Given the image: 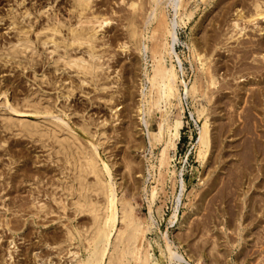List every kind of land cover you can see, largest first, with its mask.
Returning a JSON list of instances; mask_svg holds the SVG:
<instances>
[{
	"label": "rangeland",
	"instance_id": "obj_1",
	"mask_svg": "<svg viewBox=\"0 0 264 264\" xmlns=\"http://www.w3.org/2000/svg\"><path fill=\"white\" fill-rule=\"evenodd\" d=\"M96 1L97 2L93 3V10H95L96 12L98 11L104 13L106 16H110V22L104 28H102L100 33H98V36L100 38L96 40V42L100 44L98 50L101 51V49H105L102 50V58H100V60L102 61L103 58L106 59L108 57L109 59L105 61L107 62V64L109 63L111 65L110 67L103 66L106 71H104L103 69L102 74L104 76L103 72H111L110 74H105V76H109L107 79L108 81H106V79L105 81L109 82V80L111 81V79H115L116 81L114 82L112 80L113 82L111 81V83L107 84L106 88L104 89H95L94 87L95 90H93V87L90 84L85 83L81 85L78 81L80 75L71 72V68L69 70H55L52 60H54L55 55L57 56V52H52L49 54L50 49L44 50L43 45L41 46V44L38 42H36V53L34 54L35 60H33L35 63L32 62V66H30L28 63H21V65L15 63V60L16 62L18 61V57L16 59L14 58L15 60L11 59L10 57H7V59L3 54L4 51H2V49L5 50L6 45L9 44V42H13V40H15L18 30H21V28L28 25L26 21H28L30 18L29 23L31 27L30 29L27 28V30H30L28 34L31 36V38L34 37L35 31L39 28L40 24L45 21V15L43 14V16L39 12V9H42L41 5H45L47 2L46 9L49 8L48 4L54 5L53 7L58 9L60 16L63 17V19L68 18L71 22H73L74 17H70L72 16L71 13L67 12V5L69 4V0H24L21 4L22 6L17 5L13 0H0V100H2L6 94V99L9 104L11 103L13 104V106H15L16 104V108H18L19 110V112L13 113L14 116L33 119L37 118V116H34L29 111L30 107L24 105V102L21 98L22 96L24 97L27 94H31V97H37V100H39L38 98H42L43 100H49L51 103L53 102L51 105H55L57 108H63L66 113L68 112L67 109H70L67 115L69 118V123L73 127H76V124H78L81 120H88V123H90L89 127L93 131V133L95 131L100 132L103 130L105 136L101 149H105L104 153L107 161H109L110 163L109 165L114 176L113 180L116 182L117 192L123 193L124 198L131 199L136 215L139 218L145 220L149 217L148 190L151 185H154L156 183L155 178L158 174L157 156L159 155V151L162 147L161 142H156V144L150 146L148 142V133L157 131L158 123L161 121L162 108L159 110L157 109L150 111L147 114L144 112L143 106H141V108L138 106V103H140L139 105H141L144 102L141 94V85L144 89L146 85V79H144L145 77L143 75V68L144 66H147L149 68V56L146 57L145 61L140 52L135 51L136 49H134L133 45H129L131 48L133 47L132 49L128 48L123 50V48L120 47V49L118 47L119 44H121V41H124L126 36V26L124 27V25L126 24L123 23L125 22V19L123 18L122 22L121 16L123 15V17H125L127 14H129L130 9L124 3L127 0H124L123 5L122 3L118 4L116 0H112V3L110 2V0H102V2L101 0ZM215 1L216 0H189L186 4V10H193V13L190 16L189 20L185 19V24L183 23L176 27L177 41L174 44L176 55H174L172 58V61L178 71L179 79L184 80V82L189 87L194 80L198 81L199 78H197V76L200 77V70L198 68L200 67V62L192 53L193 40L196 47L197 45L199 47L202 46L203 48H208L207 50L217 47L218 49H214L215 51L212 50L214 51L213 54L212 52L210 53L209 50V53L212 55L211 57H213L214 59L213 61H215V63L218 65V62L220 60H222L223 63L225 60V62L227 61L228 65L231 67L234 64V61L232 62V59L235 60V55H237L239 59V54H241L242 56L247 55V57L250 56L248 54L251 53H248L246 51L248 54H244L243 51H245L246 48L250 49L251 42L255 39L256 42L260 43L257 47H255L256 51H254V53L251 55L252 57L254 55V57L257 59H255L254 57H249L248 59H246L247 57H245V60L244 58L240 59V65L238 63L239 59H237V64H234V66L236 65V67L232 66V68L227 69V71L225 70V67L223 69L221 68V70H219V73H223L222 77L226 76V80L230 79L231 75L233 77V75H236L237 73V75H239L240 72H242L243 76L241 78L245 79V83L244 81L239 82V80H241V78H239L237 79V81L235 79V84L239 82L237 83L238 85L241 86L245 84L246 87H254L253 89L257 87L256 83H258L260 86H264V82H261L263 78L262 73H264V60H259L260 52L264 53V17L252 21L248 19L246 15L249 13L248 11L252 10L250 9L252 7L249 6L251 0H241L238 6L235 5V3H238V1L240 0H235V3L233 0H231L232 2L228 0H217V3ZM222 2L225 5H221ZM218 3L220 4L218 5ZM97 5H101V7H98ZM226 5H228V7ZM234 5L235 10L239 8L238 10L241 9L240 11L245 15L244 17L237 19L238 25L242 26L243 29L240 33L235 35L234 38H231L227 41V43H224L225 45H220L219 43L216 47H213L215 43L220 41L219 38L221 40L224 39L226 36L225 34L231 29L232 22L234 21L233 16H235L237 12L234 10ZM218 6H220L223 10ZM25 7H27L30 11V14L27 16H23L22 10H24L23 8ZM109 9H111L110 12ZM169 10V17L172 18L173 11L171 8ZM12 17L14 18L15 26L9 24ZM116 17H119L120 19H117ZM31 22H33V24H31ZM7 26L9 28H7ZM148 26H150V24ZM203 27L206 30H204ZM260 28H262V30H260ZM200 32L203 34L200 35ZM203 36H206V43H204V41L201 39L203 38ZM192 37L194 38L192 39ZM216 38L217 40H214ZM102 41H105L106 43L104 42L101 44ZM262 46L263 49L260 48ZM46 47L51 48V45L49 46L48 44L46 45ZM256 48H259L258 50L260 51H258ZM249 49L248 51L250 52ZM62 50V48L58 49L59 52H62ZM70 52L81 53L82 51L80 52V50H72ZM201 53L205 52L203 51ZM234 56L235 58H233ZM216 59H218V62ZM251 59L252 61L253 59L255 60L252 62ZM105 61L103 60V62ZM222 62L221 64L223 66ZM250 62L252 64H250ZM134 63H138L135 64L137 66H134ZM253 63L255 66H252V69H245V65L247 67V65L250 66L253 65ZM221 64L218 66L220 67ZM114 67H116V69H114ZM132 67L135 69H133ZM248 69H251L253 72L251 71V73ZM114 70L115 73L113 72ZM116 70H119V74L116 73ZM124 70H128V74ZM235 70L238 72L236 73ZM244 73H246V75ZM115 74H118L119 76H116ZM125 75H128V77L129 75L132 77L134 75L135 76L133 77V80L132 77H129L130 79L128 81V77ZM136 75H138L139 77ZM244 75L246 77L248 76L247 79L246 77H244ZM125 77H127V79H125ZM251 77L253 80L251 79ZM231 80L233 79H230L228 81L231 82ZM246 81L249 83L248 85H246ZM56 82L57 85L54 84ZM58 84H62L64 86L65 84L72 86L74 88V93L72 94V96L59 97V90H57ZM231 84L235 86L236 89H239L237 87H240L236 86L237 84ZM178 85L181 92L182 110H180V107L173 106L172 116L180 112L183 116V126L181 129L179 140L177 141L175 155L171 160L168 169L162 168V172L165 174L161 181H159L157 184L158 193L151 208L153 228L150 231L146 232L144 245H146L147 240L157 239L158 241L163 242L164 240L162 235L163 233H166L168 238L174 242V246L177 248V250L181 252L185 256V258L192 264H197L194 258H198L200 255L202 257L198 264H259L260 261V264H264V248L258 247L261 245L260 241L264 240V223L259 222L258 219L250 222L249 218L243 216L246 215L244 214V212H249V207L247 208V210L242 204H245L243 202H245L248 196L253 193L254 188L252 186L250 187L249 182L246 183L243 181L246 178L242 179L241 184L238 177L236 178V176L234 175V172H231L230 174L229 172L223 173L225 171L221 169L222 159L220 158H222V153H225V150L226 155L224 156V159H226L227 162L233 166V156L230 155V150L232 148H229V146L230 143L232 144V141L238 136L232 137L230 135L231 132H224L221 136V133L219 132L221 127L220 125L223 121L226 120L220 119L219 116L222 112H224V110H220L218 104H213L210 108L212 109L214 107L215 109L213 108L212 110H210L211 112L215 111L216 113L210 112L209 114L210 120L214 121V123L210 121L211 124L213 123L211 125V129L212 127H214L212 129L213 144L207 162H205L204 164H200L195 157V147L198 129L201 124V120H203V116L200 115V117H198L197 112L201 108L200 105L206 104L202 97L199 98L198 96L197 99L192 100L190 99V96L184 95L183 84L178 81ZM64 86H61V88L64 89ZM127 86L129 87V89L127 88ZM124 92L127 93L125 94ZM124 94L129 98L126 99L127 97H125ZM109 96L112 97L110 100L107 99L109 98ZM63 103L65 106H61L63 105ZM113 103L116 105L115 107ZM74 109L76 111L79 110L78 112L81 116L78 115V112L75 113ZM81 109L83 112L81 111ZM210 110L208 109V111ZM6 112H8L6 106L3 107V105L0 104V115L2 116H0V200L3 201H0V264H49L48 259H51V257L52 259L50 260V264H69L70 261L66 263V261H68V255L65 253V251H63L62 255L56 256V248L52 247L54 246V244L45 245L44 240L46 239L48 241L50 236L52 237L53 235H56L55 232L57 233V235L62 234L66 226L74 227L76 225L80 226L85 224V221H88V216L86 217V214H81L77 215L74 218L72 214V207L68 206L69 197L62 199L64 190H62L61 185L62 175L60 173V162L56 161L53 155L50 158L47 157L48 152L52 150H50L49 147H42L40 141H35V137L28 138L25 135H13V129L9 131L6 130V128H3L1 119L3 118V115L6 114ZM251 112L252 116L250 118V121L248 122V125L250 126H248L249 128L254 127L256 124L255 122L258 123L260 121L259 118L261 113L259 107L257 110L252 109ZM82 114L84 116L86 115L85 118ZM111 114L113 117L111 116ZM60 115L63 116V114ZM162 117L166 118L167 114H163ZM93 118L94 120H92ZM213 118H216V120ZM102 119L104 121H102ZM218 120H221V123L218 124ZM101 121L105 122V124L102 125ZM262 122V126L264 127V120L258 123L260 124V129L263 128L261 126ZM235 123L236 124H234V127L235 125H238L240 127L243 125L241 119L237 120ZM126 130L129 131V133H127ZM217 132L218 135H216ZM256 132L258 133V131ZM256 132L255 130L253 132L252 129V134H248L246 136L254 138L256 137ZM100 138L102 139V136H100ZM237 139L235 140L237 142H240L244 138L238 140ZM43 146L45 145L43 144ZM225 146L228 147L225 149L223 148ZM227 152H229L230 156ZM8 154L10 157L8 156ZM125 154H129L126 155L128 157H126ZM10 158H14L16 162H12V160L14 159L10 160ZM123 158L126 161L127 158H129L128 160H131L130 165L134 168L132 169L131 166V168H126V166H124L126 163L123 162ZM241 159L243 158H240L239 156V163L243 161ZM122 165L128 170H126ZM225 166H228V168H226L230 169V165L226 164ZM172 169H174L175 172L173 175H170V170ZM226 174L227 176L224 177V175ZM229 176H231V179H229ZM214 177L219 179L216 180ZM173 179L174 184H171ZM223 179L226 180L227 184ZM236 179L239 180V182L236 181ZM234 182L239 183V185ZM222 185L224 187L226 185H229L228 188L226 187L228 190H226ZM246 185H248L251 189ZM232 186L233 188L236 186L237 189H233ZM248 188L249 190H247ZM225 190L226 192H223ZM220 191L221 193H218ZM245 191L249 192L245 193ZM230 192L231 194H233L229 195ZM234 192L238 195H235ZM129 195L130 197H128ZM223 196H225V198L227 199H225ZM244 197L245 199L243 200ZM60 198L64 200V203L66 204V208L64 210L60 207L61 203L58 202ZM36 200L44 204L43 210L40 212H38L37 208L35 207V205L37 204ZM174 206H176V209L174 208ZM232 206L236 207L237 209L233 208ZM237 206L240 208V210ZM157 207L161 208L160 217H158L155 213ZM231 210L233 211V215H231ZM173 213H175V217H173ZM213 216L215 217V219L213 218ZM82 220L84 223L82 222ZM244 220L247 222V226L245 225ZM195 221L200 222L197 223L200 225H196ZM16 224H18L19 226L17 225V229H14L12 226L14 225V227L16 228ZM258 225L259 228H257ZM196 226H199V228H196ZM235 227L237 228L236 232ZM254 228L256 230H254ZM243 229L244 232H242ZM188 231L191 234L187 233V235L186 232ZM250 231H256V235L254 232L252 235ZM257 232H261V236H257V234H259ZM247 233L249 236H246ZM249 233H251V235ZM256 236L258 237V239H255ZM259 237L262 239L259 240ZM40 238H42L43 240H41ZM254 248L257 249V251L254 250ZM261 249L262 251H260ZM253 251H255L254 254H252ZM150 252H152L154 256L158 254V250L156 248L151 249ZM257 252H260L259 255L256 254ZM250 254H252V256ZM36 255L39 256L37 257ZM189 255L191 257H188ZM255 257L257 258V260ZM258 258L261 260H259Z\"/></svg>",
	"mask_w": 264,
	"mask_h": 264
},
{
	"label": "bare ground",
	"instance_id": "obj_2",
	"mask_svg": "<svg viewBox=\"0 0 264 264\" xmlns=\"http://www.w3.org/2000/svg\"><path fill=\"white\" fill-rule=\"evenodd\" d=\"M13 1H15V3L20 6L24 0H13ZM188 1L189 0H127L124 2V0H116V2H118V4L122 3V5H123L125 3V5L127 7H129V9H130L129 14H127L125 17H123V15L121 16L122 22H123V18L125 19V22H123V23L126 24V25H124V27L126 26L125 27L126 28V36L123 35V36H125V39H124V41H121V44H119L118 47L119 48L121 47L124 50V49L131 48L130 46L133 45L134 49H136L135 51L140 52V54L145 59V61H146V57L149 56V62H150L149 68L147 66H144V68H143V75L145 77L144 79H146V85H145L144 89L141 85V94H142V98H143L144 102L141 105H139L140 103H138V106L140 108H141V106H143L144 112L147 114L150 111L157 110V109L159 110L162 108L161 121L158 123L157 131L155 130L156 132H149L148 133L149 145L153 146L154 144H156V142H161L162 147L159 151V155L157 156V158H158V161H157L158 162V164H157L158 174L156 175L157 177L155 178L156 183L154 185H151L149 190H148V201H149V209H148L149 215L148 216L149 217L147 219L143 220V219L139 218L135 213L134 205L132 204L131 199H126L123 197V193L117 192L116 182L113 180L114 176H113L111 167L109 165L110 163H109V161H107V158H106L105 153H104L105 149H103V148L101 149V146H102L103 140H104V136H105L104 131L102 129H101L102 131H100V132L98 131L99 133L95 131L94 132L95 134H94L93 131L89 127L90 123H88V120L87 121L86 120L79 121L80 119L78 120L79 123L76 124L77 126L73 127L69 123V118L67 115V113L69 112L70 109L66 108L68 110V112L66 113V111L63 108L61 109V108H57L55 105H51L53 102L51 103L49 100L48 101H47V99L43 100L42 98H38L39 100H37L36 99L37 97H31V94H27L24 97L22 96L21 98H22V101L24 102V105L30 107L29 111L34 116H37V118H33V119L14 116L13 113L19 112V110H18V108H16V104H15V106H13V104H11V103L9 104V102L6 99V96H7L6 94H5L4 98L2 97L3 99L0 100V104L3 105V107L6 106V109H8V112H6V114H4L3 118L1 119V122L3 125L2 127L6 128V130H9V131L11 129H13V135H25L28 138L35 137V141L36 140L40 141L42 147H45V148L49 147V149L52 150V151L48 152L47 157L50 158L53 155L55 157V160L60 162V165H61L60 173L62 175V178H61L62 184L61 185H62V190H64L62 199L69 197L68 206L72 207V212H73L72 214H73L74 218L77 215H81V214H86V217L88 216V221H85L86 222L85 224L80 225V226L76 225L74 227L66 226L65 230L63 229L64 231L62 234H60V232H59L60 235H57V233L55 232L56 235H53L52 236L53 238H52L50 235L54 232L53 231L49 235L52 238V240L50 237L48 240V241L51 240L50 242H48L46 239H45L46 241L44 240L45 245L54 244V246H52V247L56 248V251H55L57 254L56 256L62 255L63 251H65V253L68 255V261H66V263L70 261L69 264H153V263L154 264H192L190 261H188L185 258V256L181 252H179L177 250V248L174 246V242L168 238L166 233L165 234L163 233V235H162L163 240H164L163 242L158 241L157 239L147 240L146 245H144L146 232L150 231L153 228V222H152V217H151V208H152V204L154 203L156 196H157V193H158V185L157 184L159 181H161V179L163 178V176L165 174L162 172V168L168 169V166H169L171 160L173 159V157L175 155V149H176L177 141L179 140L181 129L183 126V119H182L183 116L180 112L175 114L174 116H172V113H173L172 107L173 106L180 107V110H182L181 92H180V88L178 85V81H180V83H182L184 86V91H183L184 95L190 96V99H192V100L197 99L198 96H199V98L202 97L204 99L205 104H206V105H203V104L200 105L201 108L198 107L200 109L197 112L198 117H200V115L203 116V120H201V124H200L199 129H198L197 138H196V147H195V157L199 161L200 164H204L205 162H207V159L210 155V151H211L212 144H213L212 143L213 142L212 129L214 127H212V129H211V125L214 123V121L210 120V117H209L211 110L214 108V107L212 109L210 108L213 104H218L220 107V110H224V112H222L220 114L219 118L222 120L225 119L226 121H223L222 123L220 122L221 120L217 121L218 124L221 123L220 131H219L221 133V136L224 132L225 133L231 132L230 135L232 137L238 136L237 137L238 139L244 138L240 142H237L235 140L237 138H235L233 141L231 140L232 144L230 143L229 148H232L230 150V155L233 156V160H232L233 166L230 163H228L226 159H224V156L226 155V150H225V153H222V158H220V159H222L221 169L223 171H225L223 173L229 172V174H230L231 172H234V175L236 176V178L238 177L241 184H242L243 178H246L249 180L248 181L245 179L246 181L245 180H243V181L246 183L249 182L250 187L252 186L255 191L253 190V193L250 194L248 196V198L246 199L247 202L245 200V202H243L245 204H242V205H244V207L246 209L249 207V212L248 213L244 212V214H246V215H243V216H246L247 218H249L250 222L254 221L255 219H258L259 222L264 223V127L262 126L263 122L261 123V126L263 127L261 129L259 127L260 124H258L264 120V86H262V85L260 86L258 83H256L257 87H255V89H253L254 87H252V88L246 87L245 84H243V83H242L243 85H241V86L238 85L237 83H239L241 81L242 82L244 81V83H245V79L241 78L243 76L242 72H240V74L237 75L238 71H236V70L235 71L237 74L233 75V77L231 75V78H230V79H233L234 81L231 80V82H229L228 80H230V79L225 80L226 76L222 77L223 73H219V70H221V68L223 69L225 67L226 68L225 70L227 71V69L232 68V66L236 67V65L234 66V64L237 62V59H239L238 56L235 55L236 58H235V56L233 57V58H235V60L232 59V62L234 61V64L231 63V64H233L231 67L228 65L227 61L225 62V60H224V63H223L222 60H220L223 63V66H222L221 62L220 61L218 62V59H216L218 62V65L221 64V66L219 67L215 63V61H213L214 59H213V57H211L212 55L210 54L211 52L213 54V52L215 51L214 49H218L216 47L217 44L220 43V45H222L224 43H227V41L229 39L234 38V36L237 35L238 33H240L241 30L243 29L242 26L238 25L237 19L244 17L245 15L243 14V12L240 11L241 9L238 10L239 8H237L235 10V5L238 6V4L241 2V0L238 1V3H235V0H233L235 3L234 10L237 11L235 16H233L234 21L232 22L231 29L225 34L226 35L225 38L222 39L224 41H222L219 38V40L221 42L218 41L217 43H215L213 45V47H216V48H213V49L210 48L209 49L210 53H209V50H207L208 48H203L202 46L199 47L198 45H197V47H198L197 48L195 43H194V40H193L192 53L194 54L195 58H197L198 61L200 62L199 63L200 67H198L200 70V77L197 76V78H199L198 81L194 80L189 87L184 82V80L179 79L178 71L176 69L175 64L172 61L173 56L176 55L175 48H174V44L177 41L176 27L180 24H183V23L185 24L186 23L185 19L189 20L190 16L193 13V10H188V11L186 10V4L188 3ZM221 1H223V0H221ZM228 1H231V0H228ZM94 2H97V1L96 0H69V4L67 3L68 7L66 6L68 11L67 10L66 11L71 13L72 16H70V17H74L73 22H71L67 17H66L67 19H63V17H61L59 14L58 9L53 7L54 5L48 4L49 8L46 9V6H47V2H46L45 5H41L42 9H39V12L42 15L43 14L45 15V17H44L45 21L42 24H40V26L41 25L42 26L41 27L39 26V28L35 31L34 37L31 38V36L28 34V32H30V30H27V28L30 29V27H31V25L29 23L30 18L28 21L24 20V21H26V23H28V25L21 28V30L17 29L18 31H17V35H16L15 40H13V42H9V44L6 45L5 50L2 49V51H4L3 54L5 55L6 58L10 57L11 59H14V58L16 59L18 57L17 62L15 59H14L15 61L13 60L17 64L21 65V63H23V64L28 63L30 66H32L31 64H32V62H34L33 60H35L34 54L36 53V42H38L41 44V46L43 45L44 50L50 49L49 50L50 52L48 51L49 54L52 52H57V56L55 55L54 60H52L54 63V64L53 63L52 64H53V67L55 70H57V71H58V69L59 70H65V69L69 70L71 68L72 69L71 72H74L75 74L80 75L78 78L79 84H81V85L85 84V83L90 84L93 87V90H95L97 88H101V89L106 88L107 84L111 83V81L113 79H111V81L109 80V82H106V81H108L107 79L109 76L106 75L107 76V78H106L105 74H108V73L110 74L111 72H108V73L103 72L104 73V76H103V74H102V71L104 69L103 66L110 67L111 65L109 63L107 64V62H106L107 59H109L108 57L106 59L103 58L104 61L106 60L105 62H103V60L102 61L100 60V58H102V54H101L102 50H105V49H101V51L98 50L100 44H98L96 42V40L98 38H100L98 36V33H100L102 28H104L110 22V18H109L110 16H106L104 13H101L98 11L96 12L95 10H93V7H94L93 3ZM101 2H102V0H101ZM110 2L112 3V0H110ZM118 4H115V5H118ZM219 4L220 3H218V5ZM222 4L225 5L223 2L221 3V5ZM249 4L248 5L252 7V8H250L252 10L248 11L249 13L246 15L249 20L252 21V20L264 17V0H251V2ZM108 5H109V3H108ZM97 6H95V7H97ZM99 6L101 7V5H99ZM104 6H107V5H104ZM126 6H125V8H126ZM220 6H218V7H220ZM226 6L228 7V5H226ZM170 8L173 11V17L172 18L169 17V11H170L169 9ZM23 9H24V10H22L23 16H27L30 14V11L27 7L23 8ZM110 10L111 9H109V12H110ZM112 13H111V15H112ZM11 14H14V13H11ZM15 16H16V14H15ZM21 18H22V16H21ZM112 19H114V18H112ZM1 20H2V18H1ZM33 22H34V18H33ZM33 22H31V24H33ZM201 22H203V21H201ZM9 24L15 26V21H14L13 17L11 18V21ZM149 24H150V26H148ZM7 28H9V27L7 26ZM19 28H20V26H19ZM23 29H25V30H23ZM14 30H15V28H14ZM204 30H206V29L204 28ZM260 30H262V28H260ZM33 31H34V29H33ZM194 31H195V29H194ZM14 34H16V33H14ZM199 34L201 35L203 33L200 32ZM194 37H192V39ZM201 39L204 41V43H206V41H207L206 36H203V38H201ZM235 39H236V37H235ZM208 40H210V39H208ZM214 40H217V38ZM253 41L251 42V46L249 45L250 49L248 48L250 50V52L248 51L247 48H246L247 50L245 49V51L242 50L244 52V54H246L247 52L253 54L254 51H256L255 47H257L260 42H256L255 39ZM104 42L102 41L101 44ZM48 44H49V46L51 45V48L46 47V45H48ZM263 46L260 48L263 49ZM59 48L63 49L62 52L58 51ZM72 50L73 51H77V50L79 51L80 50V52L81 51L82 52L81 53H77V52L72 53V52H70ZM212 50H214V51H212ZM203 51L205 53H201ZM258 51H260V50H258ZM243 52H242V54H243ZM251 54H248V55H250L249 57L253 58L254 55L252 57ZM219 55H218V57H219ZM239 55H240V59L244 58V60H245V57H247V55L246 56H242L241 54H239ZM103 57H104V54H103ZM249 57H247L246 59H248ZM11 59H9V60H11ZM240 59L238 60L239 65H240V62H239ZM255 59H257V58H255ZM255 59H253V61ZM259 60H264V53L263 52H260ZM251 61H252V59H251ZM212 62L215 64H213ZM241 62H242V60H241ZM135 64H138V63H134V66H137ZM244 64H245V61H244ZM250 64H252V63L250 62ZM252 66H255L254 63H253V65H250V66L247 65V67L245 65V69L246 68L252 69ZM24 68H25V65H24ZM129 68H130V66H129ZM114 69H116V67H114ZM133 69H135V68H133ZM251 69L250 70L248 69V70L251 72L252 71ZM104 71H106V70L104 69ZM124 71H126V70H124ZM127 71H126V73H127ZM113 72L115 73V70ZM116 73L119 74V70H116ZM126 73H124V74H126ZM246 73H244V74L246 75ZM118 74H115V75L117 76ZM130 75H129V77H132ZM245 75H244V77H246ZM260 75H261V73H260ZM262 75H263L262 76L263 78H262L261 82L262 81L264 82V73H262ZM125 76L128 77V75H125ZM136 76H138V75H136ZM127 77H125V79H127ZM129 77L127 79L128 81L130 79ZM133 77H132V80H133ZM138 77H137V79H138ZM247 77H246V79H247ZM252 77H253V75H252ZM252 77H251V79H252ZM239 78H241V80H239V82H237L236 83L237 85H236L234 83L235 79L237 81V79H239ZM105 79H106V81H105ZM253 79H254V77H253ZM113 81L115 82L116 80L114 79ZM57 82H59V81H57ZM57 82L54 84L57 85ZM231 83L235 84L236 86H240V87H237L239 89H236L235 86H233ZM248 84L249 83L247 82L246 85H248ZM61 86H64V85L58 84V86H57V90H59V94H58L59 97H61V96H66V97L72 96V94L74 93V88L72 86L65 84V86H64L65 90L62 89ZM138 86H140V85H138ZM94 87H95V89H94ZM127 88L129 89L128 86H127ZM125 94H124V96H125ZM215 94H216V96H215ZM125 97H127V96H125ZM111 98L112 97L109 96V98H107V99L110 100ZM128 98L129 97H127L126 99H128ZM65 99H67V98H65ZM174 101H176V102H174ZM49 102H50V104H49ZM198 103H199V101H198ZM61 106H65L64 103ZM115 106L116 105L114 104V107ZM258 107H259V110L261 111L260 118H259L260 121L258 123L255 122L256 123L255 126L249 128L250 126L248 125V122L250 121V118H251L252 112H253V111L251 112V110L252 109L257 110ZM85 109H84V111H85ZM208 109L209 110L211 109V110L208 111ZM110 110H111V107H110ZM78 111L75 110V113ZM81 111H82V109H81ZM214 112H211V113H214ZM60 114H63V116H61ZM163 114H167V117L163 118L162 117ZM255 114H257V113H255ZM78 115H80L79 112H78ZM85 116H84V118H85ZM111 116H112V114H111ZM87 119H89V118H87ZM213 119L216 120V118H213ZM240 119H241V122H243V125L241 127L238 125L237 126L235 125V127H234V124H236L235 122L237 120H240ZM92 120H94V118ZM102 121H104V120L102 119ZM143 121H145V120H143ZM210 121H212L213 123L211 124ZM77 122H75V123H77ZM97 123H98V120H97ZM104 124H105V122H102V125H104ZM250 129L251 130L253 129V132H254V130H255V132L258 131V133L256 132V135H255L256 137L253 138L250 136H246L248 134H252ZM217 130H215V131H217ZM126 132L129 133V131H127V130H126ZM96 133H97V135H96ZM253 134H255V133H253ZM216 135H218V132ZM100 136H102V139L100 138ZM223 137H224V135H223ZM43 144L45 146H43ZM227 147L225 146L223 148L226 149ZM7 153H8V151H7ZM227 153L229 155V152H227ZM13 155H15V154H13ZM126 155H129V154H125V156ZM8 156H9V154H8ZM239 156H240V158H243V159H241V160H243V161H241L242 163L241 162L239 163ZM122 157H123V155H122ZM126 157H128V156H126ZM14 158H10V160L14 159ZM129 158H127L128 162L123 158L124 159L123 162L126 163L124 166H126V168L132 167V169H133L134 167L130 165L131 160H128ZM14 161H15V159L12 160V162H14ZM226 164L230 165V167H229L230 169H227L228 166H225ZM126 170H128V169H126ZM246 170H247V173H246ZM235 171H238V172H235ZM129 172H131V171H129ZM170 172H171L170 175L171 174L173 175L175 171H174V169H172V170H170ZM223 173H221V174H223ZM226 176H227V174L224 175V177H226ZM229 177H227V178L231 179V176H229ZM26 178H27V176H26ZM215 179L217 180L219 178H215ZM229 179H227V180H229ZM5 180H6V178H5ZM27 180H28V178H27ZM223 180H222V182H223ZM239 180L236 179V181H238V182H239ZM224 181L226 182V180H224ZM7 182H8V180H7ZM217 182H219V181H217ZM212 183H213V181H212ZM234 183H237V182H234ZM2 184H5V183H2ZM171 184H174V179L171 182ZM226 184H227V182H226ZM237 184L239 185V183H237ZM232 185H234V184H232ZM230 186H231V184H230ZM246 186L249 187L248 185H246ZM226 187L228 188L229 185H226L224 187L226 190H228ZM232 188H233V186H232ZM234 188H236V186ZM249 188L247 190H249ZM243 189H245V188H243ZM212 190H214V189H212ZM226 190L223 192H226ZM229 191H230V189H229ZM246 192H249V191H245V193ZM218 193H221V191ZM226 194H228V193H226ZM232 194L230 192L229 195H232ZM234 194H235V192H234ZM223 195H225V194H223ZM128 197H130V195ZM223 197L225 198V196H223ZM230 198H231V196H230ZM62 199L60 198L58 200V202L61 203L60 207L64 210L66 208V204L64 203V200H62ZM178 199H179V197H178ZM225 199H227V198H225ZM244 199H245V197L243 198V200ZM1 202H3V201H1ZM2 204H4V203H2ZM176 206H174V208ZM35 207L37 208L38 212H40L43 210L44 204L37 201V204L35 205ZM8 208H10V207H8ZM233 208H236V207H233ZM239 210H240V208H239ZM6 211H8V210H6ZM27 212H30V211H27ZM232 212L233 211L231 210V213ZM155 213L157 214L158 217H160L161 216V208L157 207ZM231 215H233V213ZM173 217H175V213H173ZM213 218L215 219L214 216H213ZM241 220H240V222H241ZM246 221L244 222L245 225L247 223ZM82 222H83V220H82ZM195 223H196V225H200V224H197V223H200L198 221L197 222L195 221ZM261 223H258V224H261ZM17 225L18 224L15 225L16 228L14 227V225L12 227L14 229H17ZM243 226H244V224H243ZM261 226H263V225H261ZM196 228H199V226L198 227L196 226ZM257 228H259V225ZM189 230H190V228H189ZM193 230H195V229H193ZM254 230H256V229L254 228ZM236 231H237V228L235 227V232ZM257 231H259V230H257ZM242 232H244V229ZM253 232H251L252 235H253ZM187 233H189V231L186 232V234ZM251 233H249V234L251 235ZM254 233L256 235V231ZM257 233H259V232H257ZM189 234H191V233H189ZM261 234L262 233L260 232L259 234H257V236H259V235L261 236ZM246 236H249L248 233ZM257 236L255 239H258ZM40 239L43 240L42 238H40ZM260 239H262V238L259 237V240ZM263 239H264V237H263ZM217 241H218V239H217ZM253 241H254V239H253ZM40 242H42V241H40ZM256 242H259V241H256ZM260 242H261V245L258 247L264 248V240L263 241L261 240ZM42 245H43V243H42ZM254 245H255V243H254ZM154 248H156L158 250V254L156 256H154L153 253L150 252V250L154 249ZM32 249H35V248H32ZM254 250L257 251V249H255V248H254ZM249 251H250V249H249ZM260 251H262V249ZM197 252H198V250H197ZM254 253H255V251H253L252 254H254ZM259 253L260 252H257L256 254L259 255ZM252 254H250V255L252 256ZM36 256L38 257L39 255H36ZM188 257H191V256L189 255ZM201 257L202 256L200 255L198 258H194V260L197 262V264L200 262ZM255 258H254V260H255ZM51 259H52V257H51ZM51 259H48L49 264H50ZM256 260H257V258H256ZM259 260H261V259H259ZM263 260H264V258H263ZM260 262H259V264H260Z\"/></svg>",
	"mask_w": 264,
	"mask_h": 264
}]
</instances>
